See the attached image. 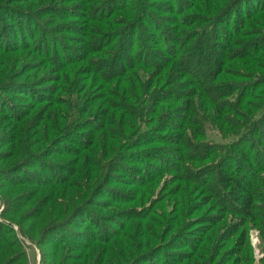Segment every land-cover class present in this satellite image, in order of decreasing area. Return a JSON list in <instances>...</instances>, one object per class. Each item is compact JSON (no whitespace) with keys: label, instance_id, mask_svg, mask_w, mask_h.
<instances>
[{"label":"rangeland","instance_id":"374dc122","mask_svg":"<svg viewBox=\"0 0 264 264\" xmlns=\"http://www.w3.org/2000/svg\"><path fill=\"white\" fill-rule=\"evenodd\" d=\"M89 1L0 0V90L9 91L0 96V264L11 261L12 264H129L142 256H147L148 262L137 261L136 264H264V240L255 227L263 226L264 221L261 224L250 217H246L249 223L242 227L240 224L244 229L241 234L239 231L233 237L226 236L231 240L227 246L230 251L223 256L227 252L219 250L217 261L214 257L209 262L204 254L195 256L190 249L191 244L196 245V241L192 242L195 239L192 234L210 225L203 217L220 209L216 202L219 201L218 190L229 184L233 189L239 188L243 180L235 175L237 170H233V179L223 184L215 180L207 183L205 172L210 169L204 171L202 168L205 154L199 156L197 162H182L181 158L178 160L180 153L172 158L167 152L175 146L164 142L155 146L161 153H157L155 160H148L146 157L150 156L139 154L140 150L129 151L132 155L128 160L125 156L117 158V154L113 161L115 172L110 176L107 166L112 158L109 153L112 144L108 132L98 135V138L103 136L99 140L87 129L77 130L78 134L72 135L74 129L68 128V121L73 115L76 120L81 119L93 104V100L86 99L85 85L76 82L77 78L81 81L90 75V65L80 62L84 54L77 51L83 47L85 39L81 26L87 15L82 14L81 8L85 5L93 9L103 0L86 6L85 2ZM158 1L161 0H151L160 5ZM227 1L218 8L217 14L223 12ZM124 2L115 1L116 4ZM141 3V0L128 2V12L117 18L118 21L123 24L121 20L132 18L131 10L134 6L142 7ZM236 4V14L241 20L247 21L244 13L252 11L246 16L249 34L245 36L251 44L264 32V0H238ZM203 15L206 16V12ZM43 35H47L46 42H42ZM51 40L56 49L43 55ZM72 51L76 56H70ZM66 53L69 55L64 58L62 55ZM72 58L75 59L73 63L63 64ZM238 59L234 61L239 65L238 70L244 71V79L235 82L231 78L216 86V96L213 97V90V96L207 95L213 104L226 102L220 100V93L228 89L238 85L240 92L246 89L252 79L251 67L264 69V58L240 56ZM60 77L68 90L65 95L73 98L72 101L75 99L73 108L49 103L53 93L63 86ZM22 80L35 89L25 90L20 85ZM258 91L247 92V97L242 94V100L264 104V96L255 98ZM83 102L81 108L76 106ZM218 107L211 106L208 115L214 124L206 129L203 137L199 135L198 140L216 144L215 154L222 157L228 149L220 151V148L234 144L232 135L239 122L236 112L221 104ZM66 134L72 136V140L61 142ZM250 137L257 141L264 138V121ZM83 138L87 141L83 148L74 150L78 148V140ZM260 145L263 149L264 145ZM176 147L179 151L180 144ZM249 157L254 159L252 155ZM67 161L70 163L66 164ZM64 164L80 170L74 174V170L64 169ZM96 164L101 165L98 174ZM149 166L151 169L146 173ZM119 168L124 170L121 172ZM196 170L200 176L194 179L192 173ZM259 173L260 180L254 189L264 193V171ZM223 190L228 192L229 187ZM131 196L138 199V204L129 206V202H123ZM258 201L253 200V203ZM222 210L224 212V208ZM77 211L81 216L64 225L69 221L68 216ZM124 211L128 214L121 215ZM146 215L159 226L149 227L150 224L143 220ZM193 215L197 218L192 219ZM178 233L181 236L176 240ZM185 233L191 234L187 237ZM173 234L176 236L172 239ZM145 239L151 241L147 244ZM159 245L163 247L157 248Z\"/></svg>","mask_w":264,"mask_h":264},{"label":"trees","instance_id":"16d2710c","mask_svg":"<svg viewBox=\"0 0 264 264\" xmlns=\"http://www.w3.org/2000/svg\"><path fill=\"white\" fill-rule=\"evenodd\" d=\"M94 1L85 2L86 6ZM115 1L103 0L93 9L85 8V5L81 8L82 14L87 15L81 26V33L85 39L82 43L83 47L77 51L84 54V59L80 62L90 65V75L83 77L81 81L77 78L76 82L85 85L84 90L88 93L86 99L93 100V104L82 116V112L79 113L81 119L76 120V116L73 115L68 121V128L74 129L72 135L77 130H91L98 140L103 137L98 138V135L104 131L108 132V139L112 144L111 147L108 145L112 156L107 166V175L110 176L115 172L113 161L117 154V158L125 156L124 158L128 160L132 155L129 151L140 150L139 154L145 153L146 156H150L146 157L148 160H155L157 153L161 154L155 146L164 142L175 146L167 152L172 158L180 153L178 160L181 158L182 162L186 160L197 162L199 156L205 154L202 168L204 171L210 169L208 173L205 172L207 183L209 180H215L223 184L233 179V170H237L235 175L239 180H243L239 188L233 189L231 184L223 186L229 187L228 193L221 187L216 193L219 199L216 202L220 209L214 214L210 212L205 219L203 217V220L209 221L208 227L194 232L196 236L192 234L195 238L192 242L196 241V245L194 247L191 244L190 249L195 253L194 255L204 254V258L206 256L209 262L214 257L217 261L221 252L219 250L227 252L223 256L228 255L230 251L227 246L231 240L226 236L233 237L239 231L241 234L244 230L241 227L249 223L246 217L254 218L261 224L264 221V193L254 189L255 184L260 180L259 172L264 171V148L260 147V144L264 145V138L258 137L260 141H257L250 137L255 130L257 131L261 121H264V104L247 102L246 98L242 100V94L247 97V92L252 90H259L255 98L264 96V79L259 80L264 76L263 68L257 67V70L255 67L250 68L251 83L242 92L238 85L220 93L222 97L220 100L224 99L226 102L222 100L223 102L218 103L224 105L227 110L236 112L239 122L235 125L237 129L232 135L234 144L231 147L220 148V151L228 149V152L222 157L216 155V144L209 145L206 141H199L198 136L203 137L206 129L212 128L214 124L212 117L208 115L211 106L219 108V104H213L207 99V95L213 96V90L215 97L218 85L227 83L231 78L235 82L244 79V71H239V65L235 63L240 56L264 58V32L260 33L259 38H255L251 44L250 40L245 39L249 34L247 33L249 19L246 16L251 15L252 11L248 10L244 13L247 21L238 18L236 5L241 2L236 4L238 0H225L227 6L219 14H217L218 8L225 1L161 0L158 1L160 5H157L151 0H141L142 7L134 6L131 10L132 18H124L121 20L123 24L117 18H122L124 13L128 12L129 9L126 7L131 0H120L125 1L120 4H116ZM205 12L206 16L203 15ZM43 41H47V35H43ZM54 47L56 49L57 46L51 40L43 55L47 52L52 53ZM240 52L241 55H238ZM76 54L72 51L70 56ZM67 55L69 54L62 56L65 58ZM74 61L75 59L72 58L64 61L63 64ZM254 77L256 80H253ZM60 79L63 81V86L53 93L49 103L54 105L60 103L73 108L75 99L72 101L73 98L65 95L68 90L64 88V79L62 77ZM20 85L29 92L35 89L32 84L24 80ZM1 91L2 97L9 94V91ZM229 97L233 100L231 101ZM83 105L84 102L76 103L79 108ZM88 110L90 113H87ZM112 131L114 133H111ZM72 138L66 134L61 142H69ZM86 142L84 138L78 140V148L74 150L82 149ZM179 144V151L175 150ZM255 144L258 146L255 147ZM251 155L254 159H250ZM214 156H217V159H213ZM207 160L212 162L208 164ZM67 162L66 164L70 163ZM96 166V174H98L101 165L98 167L96 164ZM63 167L66 170H74V174L80 170L73 165L64 164ZM86 168L89 169L88 164ZM183 168L184 166L180 170ZM150 169L149 166L146 173ZM118 170L122 172L124 169ZM197 171L192 173V178L200 176ZM262 181L264 182V176ZM253 200L260 201L253 203ZM123 202L125 204L129 202V206H132L138 204V199L131 196ZM10 206L8 204L7 208ZM208 208L210 209L211 206ZM223 208L224 212H222ZM77 212L70 215L71 217L68 216L69 221L64 225H69V222L80 217L81 213ZM125 214L128 213L124 211L121 215ZM136 216L140 214L136 213ZM191 218L196 219L197 216L193 215ZM143 220L150 224L149 227L152 224L155 225L153 228L159 226L147 215ZM255 227L264 240V224ZM176 234L171 235V238L173 239ZM188 234L191 233H185L184 236L188 237ZM180 236L181 234L178 233L176 240L180 239ZM145 240L147 244L151 241V239ZM160 247L163 246H157ZM194 255L192 253V260L195 259ZM147 260V256H142L129 264H136L137 261L148 262ZM7 264H12V261Z\"/></svg>","mask_w":264,"mask_h":264}]
</instances>
